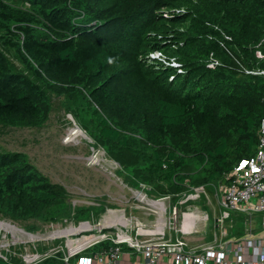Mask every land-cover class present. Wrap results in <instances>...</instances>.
<instances>
[{"label":"trees","instance_id":"trees-1","mask_svg":"<svg viewBox=\"0 0 264 264\" xmlns=\"http://www.w3.org/2000/svg\"><path fill=\"white\" fill-rule=\"evenodd\" d=\"M21 1L28 7L0 0V47L23 67L0 51L1 127L39 128L47 92L66 97L94 144L155 196L183 193L185 182L210 191L253 157L264 77L250 72L264 71V0ZM154 51L178 68L148 63ZM65 200L25 155L0 154V216L56 222L69 215Z\"/></svg>","mask_w":264,"mask_h":264},{"label":"built area","instance_id":"built-area-1","mask_svg":"<svg viewBox=\"0 0 264 264\" xmlns=\"http://www.w3.org/2000/svg\"><path fill=\"white\" fill-rule=\"evenodd\" d=\"M160 54L155 53L156 58ZM160 61L166 62L164 56ZM250 74L264 77V71ZM141 186L146 192H137L135 198L142 205L139 209L144 221L127 217L125 210L106 209L96 223L81 220L50 224L45 233L32 234L0 223L25 238L18 253L15 247L8 250V245H3L0 259L13 263L12 258L19 256L16 264H40L52 258L63 264H264V222L258 227H245L239 237L229 235L226 229L231 214L245 217L248 223L255 216H264V117L253 157L238 163L223 183L212 186L220 214L214 220L211 239L193 244L186 240L207 221L209 213L192 205L201 197L210 205L207 188H194L185 182L183 193L152 196L149 186ZM209 210L214 211L211 206Z\"/></svg>","mask_w":264,"mask_h":264},{"label":"rangeland","instance_id":"rangeland-1","mask_svg":"<svg viewBox=\"0 0 264 264\" xmlns=\"http://www.w3.org/2000/svg\"><path fill=\"white\" fill-rule=\"evenodd\" d=\"M7 1L10 6L15 8L25 9L28 7L21 0ZM162 13L166 16L173 14L166 10L162 11ZM0 51L11 64L23 69L17 61L13 50L0 47ZM155 53L160 52L154 51L150 53L148 55V63L152 64L156 59L160 61L163 58L161 54L159 58H156ZM161 63L173 68L178 66L175 60L174 64L173 61ZM240 72L242 73V67ZM47 94L51 110L47 121L41 127L16 129L0 126V154L19 153L25 155L28 163L37 172L46 177L52 184L63 187L66 192L65 209L69 211V215L56 222H42L39 220L21 222L0 216V223L10 224L32 234L45 233L44 229L52 227L49 226L50 224L62 225L64 222H80L81 220L74 218L76 211L86 213L85 218L82 220L96 223L106 209L125 210L127 217L133 216L138 221H144L145 217L142 216V212L139 209L142 205L135 197L137 192H146V190L142 189L140 183L134 184L130 172L120 168L118 164L108 158L102 148L94 144L91 136L87 133L92 129L90 127L89 129H83L84 124L79 118L73 116L66 97H58L50 92H47ZM70 131L72 135L69 133ZM210 194H212V189H210ZM151 195L155 196L154 194ZM202 198L204 197H201L196 202V205L203 207L209 213L207 221L204 224H199V228L205 231L201 232L198 229L192 237H187L186 240L189 244L204 239H211L214 220L219 218L220 210L216 196H213V198L210 196V205H207L206 201H202ZM210 206L214 211L209 210ZM234 218L235 215L231 214L230 218L226 220L228 225L226 229L229 235H236V232H239L238 230L242 227V225L235 223ZM261 219V216L253 218L255 221H261ZM243 222L244 218L240 223ZM230 225L233 227L230 228ZM254 226L258 227L257 223L251 221V223H246L244 228ZM240 231H243V227ZM216 232L219 233V231ZM24 240L25 238L17 234L15 230L4 229L3 225H0L1 253L4 252L2 251L4 250L3 245H8V250H12L15 247V252L18 253L19 249H22V245H24L20 242ZM24 247L27 251H31L28 246ZM41 249L42 247H40ZM43 251H45L44 247ZM12 260L16 264L20 257H13Z\"/></svg>","mask_w":264,"mask_h":264},{"label":"crops","instance_id":"crops-1","mask_svg":"<svg viewBox=\"0 0 264 264\" xmlns=\"http://www.w3.org/2000/svg\"><path fill=\"white\" fill-rule=\"evenodd\" d=\"M211 188H212V186H211ZM210 189V188H209ZM209 193V196H211V198H213V196H215V194H216V192L214 191V189L212 188V194H210V191L208 192ZM199 201V200H198ZM198 201H196V202H198ZM202 201H203V198H202ZM196 202H193L192 203V205L194 206V207H198V205H196ZM198 208H200V209H204L203 207H198ZM244 218V222L242 223V227H243V231H244V226L246 225V223H248V220L245 218V217H243ZM252 222H254V223H256V221L255 220H252ZM242 227H241V229H242ZM242 231V232H243ZM241 232V233H242Z\"/></svg>","mask_w":264,"mask_h":264},{"label":"bare ground","instance_id":"bare-ground-1","mask_svg":"<svg viewBox=\"0 0 264 264\" xmlns=\"http://www.w3.org/2000/svg\"><path fill=\"white\" fill-rule=\"evenodd\" d=\"M69 133L72 135L71 131ZM73 140H75V139H73Z\"/></svg>","mask_w":264,"mask_h":264}]
</instances>
